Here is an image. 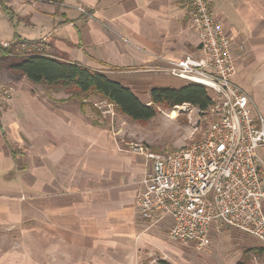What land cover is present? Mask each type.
<instances>
[{"label":"crops","instance_id":"obj_1","mask_svg":"<svg viewBox=\"0 0 264 264\" xmlns=\"http://www.w3.org/2000/svg\"><path fill=\"white\" fill-rule=\"evenodd\" d=\"M3 2L14 14L0 1V39L47 41L48 55L105 72L137 95L187 84L154 68L166 66L159 56L200 45L188 10L172 0ZM213 12L231 36L242 86L246 72L264 69V0H214ZM15 73L0 66V83L16 87L10 99L0 96V264H152L154 252L167 256L171 219L155 223L136 205L147 157L123 149L98 112Z\"/></svg>","mask_w":264,"mask_h":264},{"label":"built area","instance_id":"obj_2","mask_svg":"<svg viewBox=\"0 0 264 264\" xmlns=\"http://www.w3.org/2000/svg\"><path fill=\"white\" fill-rule=\"evenodd\" d=\"M172 1L188 10L199 30L198 53L159 56L166 66L154 70L211 90L216 118L197 139L174 150L153 151L131 142L129 149L145 154L151 164L136 205L155 223L170 218L169 236L175 241L204 247L214 228L230 227L264 247V113L254 109L250 94L235 81L233 43L213 12L214 0ZM0 45L9 42L0 39Z\"/></svg>","mask_w":264,"mask_h":264},{"label":"rangeland","instance_id":"obj_3","mask_svg":"<svg viewBox=\"0 0 264 264\" xmlns=\"http://www.w3.org/2000/svg\"><path fill=\"white\" fill-rule=\"evenodd\" d=\"M0 1L5 5L3 2L4 0ZM7 8L9 9L8 13L12 18L14 13L11 8ZM0 35H6V31L0 29ZM4 41L9 42L8 47H10L17 40L15 42H12V40ZM20 41L27 42L28 44H20L15 50V54L12 56L9 55L4 61H2L3 63H0V66H8L13 61H21L22 57L33 51L32 48L35 45L37 46L36 49L40 52L48 54L50 51L47 41L40 39L36 41H28L21 38ZM2 48L6 47L0 45V57L3 54ZM160 67L163 68L162 66ZM19 75V73H15L13 76L19 77ZM245 76L246 80L241 83L242 87L253 99L254 109L260 110L264 113V69L246 72ZM236 80L237 76L235 77V81ZM121 83L124 84L125 82L121 81ZM2 84L0 83V96H3L5 100L6 98L10 99L16 87H11L8 83ZM32 86L36 87L35 89L38 91L44 89L47 94H54L53 91H57V93L61 95L71 96V92L58 90L57 88L49 87L44 84H34ZM31 92L37 93L34 89H32ZM210 92L213 94L211 90ZM40 93L43 94L42 92ZM73 97L74 96H71L70 100L74 103L76 109L81 108L82 110L89 112L90 115L93 114L92 117L100 114V117L97 119H99V121L101 120L100 123L108 129L119 145L128 152L135 154L138 153L129 149L131 147V142H142L149 146L153 151L159 152L174 150L180 146L189 144L197 139L200 136V132L206 129L209 123L216 118L210 108V110L208 109L203 112L199 107L197 108L188 103L173 108L161 104L157 105V115L155 117L146 122H140L132 120L120 112L116 106L111 105L110 102L98 96H88L84 99L85 104H80L81 102L78 98ZM138 97L142 101H150L149 94L138 93ZM102 110L106 112L105 116L102 115ZM97 112L99 114H97ZM13 148L16 149L15 151L17 154L15 157H17L20 154L19 147H14L13 145ZM150 168L151 164L149 161L147 172ZM167 224L166 227H169L170 223ZM165 233V240L169 244V251H166L168 255L165 256L159 250L154 252L155 257L154 263L152 264H231L234 260H239L241 264H253V261H256L254 257L264 256V249H261L262 246L259 245L257 239L230 227H222L220 230L214 228L209 236L208 245L204 247H198L195 243H182L172 240L169 236L168 229ZM161 256H164L165 259L162 260Z\"/></svg>","mask_w":264,"mask_h":264},{"label":"trees","instance_id":"obj_4","mask_svg":"<svg viewBox=\"0 0 264 264\" xmlns=\"http://www.w3.org/2000/svg\"><path fill=\"white\" fill-rule=\"evenodd\" d=\"M43 1L62 3L64 0ZM3 8L9 10L6 5ZM20 44L28 43L17 39L10 47L2 48L0 63L9 55H14ZM8 67L11 71L24 75L32 83L71 92V96L78 98L80 104H85L84 99L90 95L98 96L115 104L120 112L134 121L146 122L152 119L157 115V105L161 104L173 108L188 103L199 107L201 111L208 110L214 104L210 90L198 83H187L180 87H153L150 90V103H145L131 88L105 72L40 51L31 52L22 57L21 61L11 62ZM1 115L0 110V127Z\"/></svg>","mask_w":264,"mask_h":264}]
</instances>
